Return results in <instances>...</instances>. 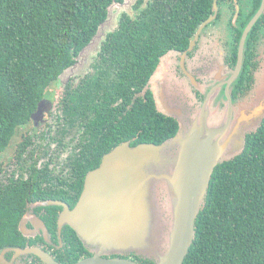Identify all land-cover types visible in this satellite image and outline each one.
<instances>
[{"label":"trees","instance_id":"obj_1","mask_svg":"<svg viewBox=\"0 0 264 264\" xmlns=\"http://www.w3.org/2000/svg\"><path fill=\"white\" fill-rule=\"evenodd\" d=\"M122 1L0 0V154L19 128L30 123L38 102L53 96L50 87L76 62L107 17L108 6ZM259 3L253 0L251 13ZM212 5L213 0H136L133 15L121 14L118 26L106 34L92 56L86 69L91 71L65 95L82 98L80 103L86 107H77L76 112L90 107L94 124L100 125L112 112L106 108L107 98H122L125 113L109 128L92 164L72 166L64 174L63 170L59 174L49 170L54 162L52 154L49 161L38 165L39 153L49 151L44 138L56 141L53 129L45 136L43 129L33 127L32 134L24 135L15 156L17 171L0 181V249L21 241L18 222L27 201L67 195L66 186L72 195H80L85 174L120 142L128 140L131 146L160 144L176 133L177 121L156 110L147 82L164 54L189 45ZM262 21L264 15L252 34ZM226 67L228 73L233 71ZM239 80L242 83L241 74L231 87L234 100L243 97L234 96ZM143 91L145 96L135 98ZM128 104L132 106L128 108ZM51 184L63 187L49 189ZM76 239L78 246L73 245V253L78 258L88 249ZM134 260L152 264L137 256ZM182 264H264V118L246 135L243 150L215 167Z\"/></svg>","mask_w":264,"mask_h":264},{"label":"water","instance_id":"obj_2","mask_svg":"<svg viewBox=\"0 0 264 264\" xmlns=\"http://www.w3.org/2000/svg\"><path fill=\"white\" fill-rule=\"evenodd\" d=\"M135 2L109 5L95 35L61 75L87 68L121 14L133 15ZM263 10L264 0L243 32L231 73L219 55L195 56L187 67L183 55V74L171 66L173 52L160 58L147 89L156 109L177 121V131L160 144L122 142L85 175L76 205L65 208L58 218L59 226H71L91 252L74 264H139L135 256L152 264L183 263L215 167L239 154L246 135L264 118V104L247 107L241 105L246 94L238 100L231 94L243 63L247 32ZM45 101L40 100L31 114L36 123L51 103ZM33 251L47 264H59L39 248Z\"/></svg>","mask_w":264,"mask_h":264},{"label":"flooded vegetation","instance_id":"obj_3","mask_svg":"<svg viewBox=\"0 0 264 264\" xmlns=\"http://www.w3.org/2000/svg\"><path fill=\"white\" fill-rule=\"evenodd\" d=\"M261 2L262 0H260L256 10L251 13L253 0H213L211 13L197 27L189 45L181 51L171 50V52H173L171 66L174 67L176 71L183 74L181 68V57L183 55V67H187L189 61L195 56L204 57L205 54L211 56L219 55L224 59L225 65L232 67V70H234L237 63L238 47L241 37L246 27L255 17L261 6ZM263 15L264 10L253 22L247 32L243 52V63L238 74V77L240 74L242 76V83L239 80L234 91L235 97H242L247 94L254 82L255 72L258 71V68H260L264 61L263 21L259 28L255 30L254 34H252L257 22ZM251 34L252 37H249ZM249 38H251V44L248 46V56L245 58L246 43H248L247 41ZM192 41L193 44L191 48H189ZM90 71L91 70L88 69L84 72H79L75 77L74 74H69L65 78L60 75L55 84L59 85L60 93L55 94L53 92L52 97L45 96L41 99L46 100L45 104H47L48 100L51 101L49 107L47 106L48 110L44 111L42 119L37 120V123L30 118V123L27 124L31 125V128L25 136L32 134L33 127L36 129H41L42 127L45 136L51 129L54 130L56 141L53 142L52 149L49 147L47 153H39L40 158L38 159V165H41L44 161H49L48 156L52 154L54 162L49 166L51 172L59 174L62 173L63 170L64 174L67 169L72 166L81 164L89 166L92 164L102 147L101 142L103 138L107 137L106 134L109 128L112 127L113 124H116L118 119H121L122 113L126 111L125 103L122 98L110 97L107 98L108 103L106 102V108H110L112 112L100 125H98L99 123L94 124L95 119L93 117H95V115L91 112L90 107L86 108L85 112H76L77 107H82L83 109L86 107L84 104L80 103L82 98L68 96L65 95V93L74 90L81 78ZM195 92L197 96H199V92ZM144 94H146V91L141 92V94H136L135 98L143 97ZM131 106V104L127 105L128 108ZM67 108L74 110L72 111L73 113H66L65 110ZM52 112H54L55 121L50 120L52 118L51 116H53ZM23 137L24 135H22L21 138L23 139ZM49 142H51L50 139L44 138V144H50ZM18 144L14 149L12 160L13 167L8 170L2 167L0 171V181L5 180L4 175L11 176L13 171H17L15 170L17 168L15 156L18 151ZM103 155L104 154L99 158L102 159ZM9 165H7V168ZM62 187L63 186L51 184L48 188L56 189ZM63 189L64 193L67 195H60L54 198L47 195L39 200L26 202L24 212L18 222V231L21 234V241L19 243H13L12 246H5L0 249V264H47L33 251L35 248H39L43 252L49 254L59 264H74L91 255V253L85 249L81 255L76 258V252L73 253V248L78 246V240L76 239V237L79 238L78 234L68 224L61 227L59 226L58 218L60 213L64 211L65 208L72 209L80 196L72 195L73 191L68 186ZM49 206H56V208H50ZM74 244L75 246H73Z\"/></svg>","mask_w":264,"mask_h":264},{"label":"rangeland","instance_id":"obj_4","mask_svg":"<svg viewBox=\"0 0 264 264\" xmlns=\"http://www.w3.org/2000/svg\"><path fill=\"white\" fill-rule=\"evenodd\" d=\"M87 51H88L89 54H91L92 50L88 49ZM85 66L83 67V69L85 68ZM86 69L87 68H85L83 70V72L86 71ZM73 74H74V77H75V76L78 75V72L73 73ZM67 75H69V73L66 71L62 75V77L65 78ZM50 89L55 94H59L60 93L59 85H55L54 84V85H52L50 87ZM245 97H246L245 102H242L241 105H245L246 104L247 107H253L254 105H257V104H259V105H263L264 104V61L262 62L260 68H258V71L255 72L254 82H253L250 90L245 95ZM237 106L238 105H236V107ZM52 113H53V116H54V112H52ZM53 116H51L52 117L50 119L51 121L53 120ZM30 128H31V125H26V126H24L22 128H19L18 133L14 136V138L10 142L8 148L3 153L0 154V165H1V167H3L6 170H8L9 168L13 167L12 160H13L14 149L16 148L18 142L22 139L21 138L22 135H26V133L29 131ZM41 129H42V127H41ZM49 143H50L49 147L52 149L53 142H49ZM7 165H9L8 168H7ZM1 259H2V257H1Z\"/></svg>","mask_w":264,"mask_h":264}]
</instances>
